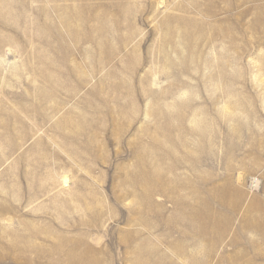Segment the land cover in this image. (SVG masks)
<instances>
[{
  "label": "rangeland",
  "instance_id": "obj_1",
  "mask_svg": "<svg viewBox=\"0 0 264 264\" xmlns=\"http://www.w3.org/2000/svg\"><path fill=\"white\" fill-rule=\"evenodd\" d=\"M263 23L264 0H0V264H264ZM224 178L240 209L202 241L186 203Z\"/></svg>",
  "mask_w": 264,
  "mask_h": 264
},
{
  "label": "bare ground",
  "instance_id": "obj_2",
  "mask_svg": "<svg viewBox=\"0 0 264 264\" xmlns=\"http://www.w3.org/2000/svg\"><path fill=\"white\" fill-rule=\"evenodd\" d=\"M213 1H219V0H210V2L212 3ZM225 1V0H224ZM242 1V0H241ZM249 2V1H252V0H245V2ZM254 1H256V0H254ZM73 2V1H72ZM197 2V1H196ZM67 4V3H66ZM11 5V4H10ZM14 5V4H13ZM261 7V6H260ZM259 7V8H260ZM69 9V8H68ZM55 12V11H54ZM59 14V13H58ZM211 14V13H210ZM205 15V14H204ZM85 16V15H84ZM102 16V15H101ZM58 19V18H57ZM87 19V18H86ZM101 19H102V17H101ZM69 20V19H68ZM66 22V21H65ZM103 22V21H102ZM78 23V22H77ZM57 24V23H56ZM264 24V23H263ZM20 25V24H19ZM73 25V24H72ZM163 26V25H162ZM71 27V26H70ZM73 27V26H72ZM214 28V27H213ZM262 28V30H263V32H264V25H263V27H261ZM85 29V28H84ZM40 30V29H39ZM75 31V30H74ZM116 31V30H115ZM59 32V31H58ZM69 32V31H68ZM73 32V31H72ZM104 32V31H103ZM49 33V32H48ZM184 34V33H183ZM54 37V36H53ZM112 37V36H111ZM64 40V39H63ZM110 45V44H109ZM99 46V45H98ZM4 47V46H3ZM55 48V47H54ZM53 48V49H54ZM88 50V49H87ZM84 51V50H83ZM93 51V50H92ZM109 51V50H108ZM90 53V52H89ZM100 55V54H99ZM97 60V59H96ZM96 66V65H95ZM95 70V69H94ZM149 93V92H148ZM138 114V113H137ZM158 115V114H157ZM157 117V116H156ZM161 117V116H160ZM169 117V116H168ZM179 117V116H178ZM149 121V120H148ZM160 124V123H159ZM155 125V124H154ZM165 125V124H164ZM176 126V125H175ZM138 127V126H137ZM141 127V126H140ZM156 128V127H155ZM154 128V129H155ZM164 128V127H163ZM180 128V127H179ZM138 129V128H137ZM144 129V128H143ZM171 130V129H170ZM155 131V130H154ZM3 134V133H2ZM171 134V133H170ZM151 135V134H150ZM155 135V134H154ZM141 136V135H140ZM181 137V136H180ZM182 138V137H181ZM184 138V137H183ZM180 140H182V139H180ZM140 142V141H139ZM143 142V141H142ZM153 142H155V141H153ZM176 142V141H175ZM157 143V142H156ZM132 144V143H131ZM136 144V143H135ZM142 144V143H141ZM158 144V143H157ZM137 145V144H136ZM151 145H152V143H151ZM146 146V145H145ZM152 146H154V145H152ZM138 147V146H137ZM163 147V146H162ZM102 148V147H101ZM141 148V147H140ZM140 151V150H139ZM138 153V152H137ZM140 153H141V151L139 152V155H140ZM145 153V152H144ZM142 155H144L143 153H142ZM97 156V155H96ZM155 156V155H154ZM139 157V156H138ZM168 157V156H167ZM140 159V158H139ZM141 159H142V157H141ZM145 159V158H144ZM144 161V160H143ZM148 161V160H147ZM146 162V161H145ZM145 162H143V163H145ZM143 163H140L141 165L143 164ZM156 163V162H155ZM155 163H154V165H155ZM144 165V164H143ZM148 166V165H147ZM146 166V167H147ZM156 166V165H155ZM154 166V167H155ZM143 167H145V166H143ZM141 168V167H140ZM151 169V168H150ZM149 169V170H150ZM155 169V168H154ZM140 170H142V169H140ZM144 170L146 171L147 170V168L145 169L144 168ZM143 170V172L145 173V171ZM174 170V169H173ZM157 171H159V173H157L156 174V176H154V173H156V171L153 173V171L151 172L150 171V173H149V176H148V178H164V176L163 175H165V174H161V172H160V170H157ZM176 172V171H175ZM138 173H140V171L138 172ZM153 173V174H152ZM136 175H137V172H136ZM135 175V176H136ZM140 176H141V174H139ZM148 175V174H147ZM140 176H139V178H140ZM137 177V176H136ZM147 178V177H146ZM150 179V180H151ZM202 179V178H201ZM231 178H224V183H222V184H216V185H214L215 187H214V189H211V191H210V196H211V199L213 198V202L211 201V202H205V201H203L202 199H201V201L198 199V198H195V200L196 201H193V202H190V203H186V205H187V209L190 211L189 213H190V215L189 216H187V218H188V220H190L191 222L189 223V225H187L186 223V225H184L185 227H186V229L187 228H189L190 230L192 229V230H194L195 232H196V236H198V237H200L199 239H201V238H203L202 239V241L205 239V235H207V233L208 234H212V233H214L215 234V236L220 240H222V239H224L225 238V236H226V233H227V231H228V225L225 227V229L223 230V228L221 227L220 228V226H219V218H220V216L224 213V211L225 210H227V211H229L232 215H236V213H238V211H239V209H240V203H242L241 201H240V199L242 198H239L240 197V194H239V192L237 191V190H235L233 187H232V185H233V183L231 182V180H230ZM233 179V178H232ZM162 180V179H161ZM206 180V179H205ZM204 180V181H205ZM211 180V179H210ZM203 181V180H202ZM203 181V182H204ZM211 181H213V180H211ZM211 181H207V182H210V183H212ZM158 182H159V180H158ZM206 182V183H207ZM256 182V181H255ZM156 182H154V184H155ZM160 183V182H159ZM205 182H204V184H206ZM214 183H216V182H214ZM152 184V183H151ZM208 185L209 184H207V188H208ZM213 185V184H212ZM238 188V187H237ZM154 190V189H153ZM178 190V189H177ZM209 189H207V191H208ZM206 191V192H207ZM176 193V192H175ZM147 195H148V193H146ZM146 194H144V195H146ZM195 196V195H194ZM147 197V196H146ZM143 198L145 199V196H143ZM150 198V197H149ZM239 198V199H238ZM147 199V198H146ZM258 199V198H257ZM149 200V199H148ZM146 201V200H145ZM145 201H144V203H145ZM217 202L216 204H217V207L218 208H215V206H214V202ZM256 201V200H255ZM148 202V201H147ZM152 203V202H151ZM150 203V204H151ZM182 203V202H181ZM184 203V202H183ZM253 203V202H252ZM264 203V202H263ZM261 205V204H260ZM248 206V205H247ZM246 207V206H245ZM253 207L254 208H256L255 207V205L253 204H251L248 208H247V212L245 211V213H246V215H245V217H244V220H243V224H242V226H240L241 228L239 229V231L238 232H236L237 234H236V237L233 239V241H232V245L233 246H237V245H239L240 243H242V241H244V240H242L241 239V237L243 236V237H245V234H246V231H249V230H252V229H254V228H256L258 225H260L259 224V222H261L258 218H253V216H250V213H252V211H253ZM262 208V207H261ZM246 210V209H245ZM154 212V211H153ZM255 212V211H254ZM262 212V211H261ZM11 213V212H10ZM143 213V212H142ZM141 213V214H142ZM146 213V212H145ZM188 213V212H187ZM229 213V214H230ZM261 214H263V213H261ZM163 215V214H162ZM179 220H181V219H179ZM185 220V219H184ZM221 220V219H220ZM225 220V219H224ZM222 221V220H221ZM174 222H176V221H174ZM178 222V221H177ZM183 222V221H182ZM143 223V222H142ZM173 223V222H172ZM222 223V222H221ZM220 223V224H221ZM229 223V222H228ZM183 224V223H182ZM207 224H210V225H207ZM226 225V224H225ZM208 226H211V227H208ZM217 226H219V228H220V231L218 230H216V227ZM230 226V225H229ZM218 228V227H217ZM182 229V228H181ZM221 229H222V231H221ZM250 233V232H249ZM248 233V234H249ZM203 234H205L204 236H203ZM183 237H187L185 234H183ZM251 238V237H250ZM250 238L249 237H247V240H248V243H250V241L252 242V240H250ZM195 239V238H194ZM199 239H198V241H199ZM207 239V238H206ZM205 239V240H206ZM254 241V240H253ZM200 242H201V240H200ZM245 242V241H244ZM257 244V243H256ZM255 244V245H256ZM241 245V244H240ZM252 245V244H251ZM243 246V245H242ZM245 246V245H244ZM254 247V246H253ZM248 248H250V246H248ZM256 248V247H255ZM94 251V250H93ZM247 251V250H246ZM244 252H245V250H244ZM244 252H237L236 254H235V258L236 259H238L237 261H240L241 259H243L245 256H249V254H244ZM249 252V251H248ZM210 253V252H209ZM262 254V253H261ZM264 255V254H263ZM252 257V256H251ZM247 258V257H246ZM252 258H254V257H252ZM252 258H250V256H249V258H247V262L245 263V264H251V259ZM260 258V257H259ZM253 260V259H252ZM258 261V260H257Z\"/></svg>",
  "mask_w": 264,
  "mask_h": 264
}]
</instances>
